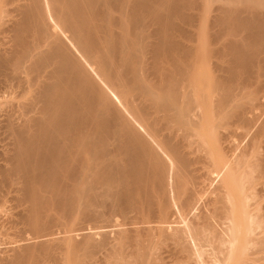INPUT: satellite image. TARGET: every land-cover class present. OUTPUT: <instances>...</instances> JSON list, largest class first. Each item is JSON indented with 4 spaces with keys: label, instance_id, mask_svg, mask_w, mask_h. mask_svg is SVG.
I'll return each mask as SVG.
<instances>
[{
    "label": "bare ground",
    "instance_id": "6f19581e",
    "mask_svg": "<svg viewBox=\"0 0 264 264\" xmlns=\"http://www.w3.org/2000/svg\"><path fill=\"white\" fill-rule=\"evenodd\" d=\"M217 2L0 0V264H264V0Z\"/></svg>",
    "mask_w": 264,
    "mask_h": 264
},
{
    "label": "rangeland",
    "instance_id": "374dc122",
    "mask_svg": "<svg viewBox=\"0 0 264 264\" xmlns=\"http://www.w3.org/2000/svg\"><path fill=\"white\" fill-rule=\"evenodd\" d=\"M217 1H218V0H212V4H213V5L217 4V3H218ZM0 142H1V140H0ZM1 189H2V188H0V191H1V192H0V197L2 196V198L0 199V200H1V201H0V204H1V205H0V206H1L0 209L2 210V208H3V210H2V212H0V214H1V213L4 214L5 212H7V215H10V214H12L14 211H16V209H14V208H18V209H17V211H18V210H20V209L23 207L24 204L22 205L21 203H18L17 200L13 199V195H14V198H15V194H16V193H15V190L13 191V189H12V188H9V187L5 188L6 190L3 188V189H4L3 191H2ZM5 192H6V193H5ZM9 192H10V193H9ZM13 192H14L15 194H14ZM5 194L7 195V197H6ZM3 195H4V198H5V200H6L7 202H5V200H3V199H4V198H3ZM9 195H10V196H9ZM7 198H8V200H7ZM9 198H10V199H9ZM9 200H10V201H9ZM2 201H3L4 203H3ZM8 201H9V202H8ZM16 201H17V202H16ZM10 202H11V203H10ZM8 203H9L10 205H9ZM12 203H14V204H12ZM17 203H18V204H17ZM4 204H5L6 206H5ZM16 204H17V205H16ZM7 205H8V207H7ZM20 205H21V206H20ZM3 206H4V207H3ZM13 206H14V208H12ZM18 206H20L21 208L18 207ZM6 208H7V209H6ZM10 208H11V209H10ZM4 209H5V211H4ZM8 210H9V211L12 210L13 212H8ZM9 213H10V214H9ZM2 214L0 215V217L2 216ZM3 217H4V218H3ZM5 217H6V213L2 216V218H0V221L2 222V223L0 222V223H1L0 228L3 229V230L0 229V237L2 236V237L0 238V242H1L2 244H3V243L6 244L7 241H9L10 239L13 240V239H15V238H18L17 235H19V234H18L17 232H20V231H18L19 229H17V228H18V226L20 227V226L22 225L21 223H20L21 225H18V224H17L18 226H15V225L12 224V223H11L12 225H9L10 223L8 224V223L6 222V223L8 224V225H7V224H5V222H4V220H6ZM113 217H117V218H115L116 222H118V221H119L118 223L122 222V219H121L120 216H118V215L116 216V215H115V216H113ZM2 219H3V220H2ZM112 219H113L112 222H114L113 224H115L116 222H115L114 218H112ZM118 219H119V220H118ZM117 220H118V221H117ZM95 221H96V222L93 221V222H94V225H99L98 221H100V225H101L102 222H103L104 224H109V223H107L105 220H103V221H102V220H98V221L95 220ZM101 221H102V222H101ZM109 222H111V221H109ZM91 223H92V222H91ZM91 223H88V224H91ZM95 223H96V224H95ZM97 223H98V224H97ZM103 223H102V224H103ZM118 223H117V224H118ZM4 224H5V225H4ZM83 224H85V222H84ZM110 224H112V223H110ZM13 225H14V226H13ZM115 225H116V224H115ZM1 226H2V227H1ZM4 226H7V227H4ZM22 226H23V225H22ZM22 226H21V227H22ZM113 226H114V225H113ZM113 226H107L108 229H107V228H106V229L109 231V232H108V235L111 234L110 236L113 235V236L116 237L117 235H116V233H114V231H113V230L116 229V228H114ZM9 227H10V228H9ZM21 227H20V229H21ZM111 227H112V228H111ZM115 227H117V226H115ZM6 228L8 229V231H7ZM12 228H14V229H12ZM117 228H118V227H117ZM5 230H6V232H4ZM15 230H16L17 232H16ZM1 231H2V232H1ZM11 232H12V234H11ZM86 232H87V231H86ZM2 233H5V235L2 234ZM7 233H8V234H7ZM9 233H10V234H9ZM15 233H16L17 235H16ZM25 233H27V232H25ZM25 233H24V234H25ZM6 234H7V236H6ZM13 234H14V235H13ZM24 234H23V235H24ZM3 235H4V236H3ZM9 235H10V236H9ZM15 235H16V236H15ZM20 235H22V233H20ZM25 235H27V234H25ZM77 236H80V235H77ZM95 236H98V235H95ZM113 236H112V237H113ZM112 237H109V238L111 239ZM115 237H113L112 239H114ZM2 238H3L4 240L6 239V240H5L6 242H5ZM77 238L79 239L80 237H77ZM8 239H9V240H8ZM2 240H3V242H2ZM1 243H0V245H1L2 247H3V245L5 246V244L2 245ZM0 248H1V247H0ZM78 252H79V251H78ZM78 252H76V253L78 254ZM79 253H80V252H79ZM74 254H75V253H74ZM77 254H76V255H77ZM98 254H100V253H98ZM96 256H97V255H96ZM99 256H100V255H99ZM86 259H87V261H86ZM86 259H85V261H86L87 263H86L85 261H84V262H85L86 264H90V263L88 262V260H89V259H88V256H87ZM89 261H91V260H89ZM85 263H83V264H85ZM171 264H172V263H171ZM173 264H174V263H173Z\"/></svg>",
    "mask_w": 264,
    "mask_h": 264
}]
</instances>
